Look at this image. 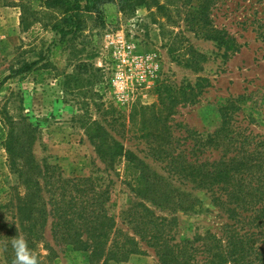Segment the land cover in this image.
Returning a JSON list of instances; mask_svg holds the SVG:
<instances>
[{
  "label": "rangeland",
  "instance_id": "1",
  "mask_svg": "<svg viewBox=\"0 0 264 264\" xmlns=\"http://www.w3.org/2000/svg\"><path fill=\"white\" fill-rule=\"evenodd\" d=\"M159 1L166 4L167 17L154 7L121 8L119 0H108L84 16L79 31L59 43L49 27L60 14L57 9L25 0L21 4L0 0V80L11 67L45 54L36 72L0 85V221L11 220L14 212L17 175L4 148L13 123L23 134L29 163L55 164L64 177L91 175L97 185H107L109 212L117 227L126 229L120 211L139 200L132 190L133 174L123 159L109 167L97 155L86 135L95 122L151 170L167 176L179 191L201 199L187 211L147 203L167 221L165 231L172 242L191 240L221 225L225 213L201 188L172 174L165 161L153 159L150 145L158 140L142 134L160 131L164 141L184 149L190 159L193 136L213 132L226 112H231V124L237 129L264 135V0H215L211 5L212 23L235 39L233 50L190 30L186 16L195 0ZM200 78L201 92L194 103L170 101L179 87L194 85ZM228 99L235 107L219 110ZM169 104L168 117L158 120L167 112L162 106ZM50 231L49 219L38 243V251L48 255V264H102L90 262L87 251L58 245ZM202 257L196 253L197 259ZM0 264H5L1 250ZM105 264L160 262L142 242L140 250L125 260Z\"/></svg>",
  "mask_w": 264,
  "mask_h": 264
},
{
  "label": "trees",
  "instance_id": "2",
  "mask_svg": "<svg viewBox=\"0 0 264 264\" xmlns=\"http://www.w3.org/2000/svg\"><path fill=\"white\" fill-rule=\"evenodd\" d=\"M25 1L59 11V16L49 27L58 36L56 40L63 43L64 38L82 28L84 16L108 0ZM214 1L195 0L186 16L187 24L194 34H201V38L224 45L225 50H233L235 39L224 28H217L210 18ZM118 3L121 8L154 7L162 17H167V6L159 0H119ZM196 56L202 57L201 54ZM44 58L45 54H42L36 60L11 67L0 80V85L9 78L23 79L36 72L41 67L38 63ZM201 79L194 85L179 87L170 101L194 103L196 95L201 92ZM162 107L167 112L158 116L160 121L168 117L172 104ZM234 107V100L228 99L219 110L230 111ZM11 124L4 148L10 169L17 176L13 216L11 220L0 221V250L5 264H13L11 241L18 233L25 236L41 264H48V255L38 251V243L49 219L54 241L58 245L87 251L90 262L101 260L105 264L108 260H125L131 253L139 251L143 242L153 249L160 264H264V135L234 127L231 112L222 115L213 132L193 136L194 144L190 148L193 159L187 157L184 149L177 150L170 140L164 141L160 131L148 130L142 134V137L152 136L158 140L150 145L153 159L165 161L172 174L201 188L212 205L225 213L217 230L208 229L203 235L179 242L171 241L165 231L167 221L152 212L147 203L179 206L187 211L195 202L201 203V199L189 191H179L168 182L167 176L151 170L142 158L106 128L94 122L88 126L86 135L106 166L112 167L117 160L123 159L125 167L133 174L132 190L139 200L120 211L126 229L117 227L113 214L109 212L112 202L109 203L107 185H97V178L91 175L64 177L55 164L38 166L29 163L24 157L23 134ZM205 152H215L216 155L209 158L204 156ZM192 197L194 200L190 199ZM199 239L202 242L195 245ZM196 253L203 256L202 260L196 258Z\"/></svg>",
  "mask_w": 264,
  "mask_h": 264
},
{
  "label": "clouds",
  "instance_id": "3",
  "mask_svg": "<svg viewBox=\"0 0 264 264\" xmlns=\"http://www.w3.org/2000/svg\"><path fill=\"white\" fill-rule=\"evenodd\" d=\"M12 248L14 250L13 264H41L38 255L29 248L28 241L23 234L13 237Z\"/></svg>",
  "mask_w": 264,
  "mask_h": 264
}]
</instances>
